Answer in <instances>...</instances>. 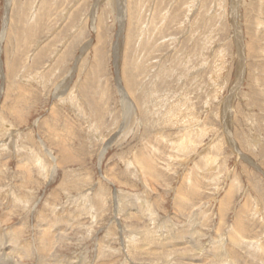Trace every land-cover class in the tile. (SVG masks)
<instances>
[{
	"label": "rangeland",
	"instance_id": "1",
	"mask_svg": "<svg viewBox=\"0 0 264 264\" xmlns=\"http://www.w3.org/2000/svg\"><path fill=\"white\" fill-rule=\"evenodd\" d=\"M0 255L264 264V0H0Z\"/></svg>",
	"mask_w": 264,
	"mask_h": 264
},
{
	"label": "bare ground",
	"instance_id": "2",
	"mask_svg": "<svg viewBox=\"0 0 264 264\" xmlns=\"http://www.w3.org/2000/svg\"><path fill=\"white\" fill-rule=\"evenodd\" d=\"M196 54V53H195ZM32 144V143H31ZM54 158V157H53ZM53 158L51 159L52 161H54L53 160ZM55 159V158H54ZM58 162V161H57ZM14 197V196H13ZM22 202V201H21ZM27 204V203H26ZM27 210V209H26ZM25 228V227H24ZM47 228V227H46ZM27 229V228H26ZM13 231V230H12ZM239 231V230H238ZM40 232V231H39ZM65 232V231H64ZM239 233V232H238ZM6 235V234H5ZM15 236V235H14ZM166 236V235H165ZM163 238H164V236H163ZM2 240V239H1ZM19 241V240H18ZM38 242V241H37ZM172 244V243H171ZM228 244V243H227ZM41 245V244H40ZM52 245V244H51ZM40 248H42V247H40ZM39 249V248H38ZM49 249V248H48ZM47 251V250H46ZM2 253V252H1ZM49 253V252H48ZM4 254V253H3ZM20 254V253H19ZM45 254V253H44ZM47 254V253H46ZM5 255V254H4ZM21 255V254H20ZM7 256V255H6ZM6 256H1L0 255V264H8L7 262H6V260H7V257ZM55 256V255H54ZM47 257V256H46ZM84 263V262H83Z\"/></svg>",
	"mask_w": 264,
	"mask_h": 264
}]
</instances>
